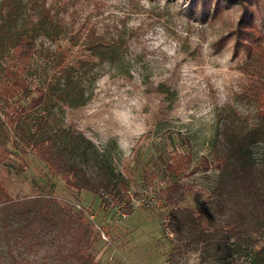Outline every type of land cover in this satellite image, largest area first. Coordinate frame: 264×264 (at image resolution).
I'll return each mask as SVG.
<instances>
[{
  "label": "rangeland",
  "instance_id": "374dc122",
  "mask_svg": "<svg viewBox=\"0 0 264 264\" xmlns=\"http://www.w3.org/2000/svg\"><path fill=\"white\" fill-rule=\"evenodd\" d=\"M213 1L202 10L190 0H0V29L11 36L0 41V92L13 40L31 34L37 53L22 76L43 88L46 100L21 123L31 130L40 123L57 136L81 134L128 190L115 198L67 185L28 149L18 152L10 125L2 129L12 154L0 181L13 197L41 193L81 213L93 227L95 264H249L225 244L177 242L163 200L178 181L190 188L180 206L199 210L218 172L194 170L202 156L210 158L220 121L231 114L256 121L264 108V0ZM42 8L55 33L42 24ZM246 24L252 28L241 31ZM94 38L117 49L99 60L86 49ZM3 110L0 95L1 120ZM186 155L179 173L166 168ZM71 157L77 162L79 150ZM10 251L16 264L50 263L45 248L29 254L0 240V264H10Z\"/></svg>",
  "mask_w": 264,
  "mask_h": 264
},
{
  "label": "trees",
  "instance_id": "16d2710c",
  "mask_svg": "<svg viewBox=\"0 0 264 264\" xmlns=\"http://www.w3.org/2000/svg\"><path fill=\"white\" fill-rule=\"evenodd\" d=\"M190 2L203 10L214 1ZM249 14L248 9L245 16ZM41 16L42 24H48L55 33L49 11L42 8ZM251 28V24L240 26L243 32ZM243 32L238 33L236 40L242 41ZM7 39L11 36L4 28L0 29V41ZM12 43V64L4 71L9 81L0 92L4 108V118L0 119V166L12 154L2 131L3 126L10 125L17 131L18 152L27 153L28 149L67 185L94 195L111 193L115 198L126 193L128 182L102 161L91 142L81 134L71 136L70 132L62 131L57 136L42 132L40 123L33 130L21 123L24 115L45 102L46 93L40 86L32 87L22 76L37 53L34 37L19 33ZM86 49L104 60L115 52L117 44H105L102 39L94 38L87 42ZM258 53L264 60V51ZM69 69L64 70L65 76ZM77 99L78 96L73 98ZM233 115L220 121L210 158L202 156L195 166L194 171H206L213 166L218 172L201 208L180 206L190 191L184 183L174 181L165 188L163 200L169 208L168 225L176 241L187 248L225 244L231 252L248 258L249 264H264V108L256 121ZM90 147L94 154L92 160L85 157ZM73 150L80 152L77 162L72 161ZM184 157L183 161L171 162L166 168L179 173L184 160H190L189 155ZM89 165L94 166V171L89 170ZM81 215L55 197L41 193L13 197L0 181V240L6 241L9 248L22 247L29 254L45 248L49 264H95L90 251L93 227ZM10 255V264H16L18 255L11 251Z\"/></svg>",
  "mask_w": 264,
  "mask_h": 264
}]
</instances>
